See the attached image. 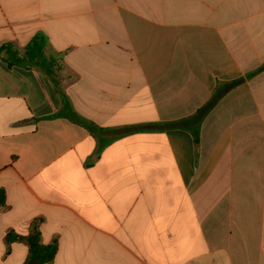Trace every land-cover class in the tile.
<instances>
[{
	"label": "crops",
	"instance_id": "1",
	"mask_svg": "<svg viewBox=\"0 0 264 264\" xmlns=\"http://www.w3.org/2000/svg\"><path fill=\"white\" fill-rule=\"evenodd\" d=\"M263 65L264 0H0V264H264Z\"/></svg>",
	"mask_w": 264,
	"mask_h": 264
},
{
	"label": "trees",
	"instance_id": "2",
	"mask_svg": "<svg viewBox=\"0 0 264 264\" xmlns=\"http://www.w3.org/2000/svg\"><path fill=\"white\" fill-rule=\"evenodd\" d=\"M44 49V42L41 38L33 39V41L26 48V57L29 60H33L36 56L42 54ZM264 71V65L257 71ZM218 102V97L215 95L212 100L202 109H200L197 114L198 122L215 106ZM197 142V137H196ZM7 209L6 205V194L3 190H0V212ZM16 238H11L8 236L6 241L8 244L15 241ZM28 248L29 254L27 260L24 264H47L54 260L57 253V246L53 245H44L41 239V233L39 230L38 224H35L30 230L29 235L25 239Z\"/></svg>",
	"mask_w": 264,
	"mask_h": 264
}]
</instances>
